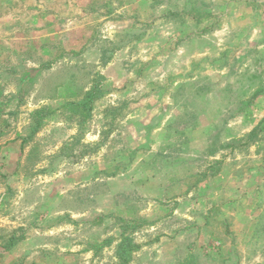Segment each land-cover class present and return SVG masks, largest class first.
Returning a JSON list of instances; mask_svg holds the SVG:
<instances>
[{
  "label": "rangeland",
  "instance_id": "obj_1",
  "mask_svg": "<svg viewBox=\"0 0 264 264\" xmlns=\"http://www.w3.org/2000/svg\"><path fill=\"white\" fill-rule=\"evenodd\" d=\"M263 87L264 0H0V264H264Z\"/></svg>",
  "mask_w": 264,
  "mask_h": 264
},
{
  "label": "trees",
  "instance_id": "obj_2",
  "mask_svg": "<svg viewBox=\"0 0 264 264\" xmlns=\"http://www.w3.org/2000/svg\"><path fill=\"white\" fill-rule=\"evenodd\" d=\"M153 1H160V0H153ZM101 93H102L101 87L97 86L96 84H93L92 88L88 92H86L85 97L82 100H80L77 103H73V104H70L67 106L71 109L70 111L75 113V114L79 113L83 116H88L89 113L91 112L92 108H93V104L95 103L96 97H98ZM263 95H264V87L261 89H258L254 93L253 99L258 98V97L263 96ZM39 123L40 122H38L36 124L33 133L38 131V127L40 126ZM261 126H262V129L264 130V121L261 122V124H259V126L254 129V131L251 133V136L257 135L258 131L260 130L259 128ZM125 241H126V239H123L122 243H125ZM16 243H17V241L11 240L8 249H11V247L16 245ZM120 247H121L120 248L121 257L119 256L120 259H122L124 264H129L131 259H129L128 255H126V250L129 246L127 244H121Z\"/></svg>",
  "mask_w": 264,
  "mask_h": 264
}]
</instances>
